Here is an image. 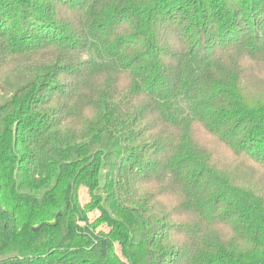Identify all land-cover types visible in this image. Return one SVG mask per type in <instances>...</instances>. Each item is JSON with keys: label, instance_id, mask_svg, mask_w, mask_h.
<instances>
[{"label": "trees", "instance_id": "trees-1", "mask_svg": "<svg viewBox=\"0 0 264 264\" xmlns=\"http://www.w3.org/2000/svg\"><path fill=\"white\" fill-rule=\"evenodd\" d=\"M0 264H264V0H0Z\"/></svg>", "mask_w": 264, "mask_h": 264}, {"label": "rangeland", "instance_id": "rangeland-1", "mask_svg": "<svg viewBox=\"0 0 264 264\" xmlns=\"http://www.w3.org/2000/svg\"><path fill=\"white\" fill-rule=\"evenodd\" d=\"M198 138L202 139V137L200 135L198 136ZM78 199H79V202L81 203V205H85V204H87L89 202V196H88L87 190L85 188H81L80 189L79 198ZM88 216H89L90 221L93 222V221L97 220L100 217V213H99V211H93ZM109 230H110V228L107 225H105V224H100L98 226V231L99 232L108 233ZM115 250H116L115 251L116 252L115 255L119 259L123 260L121 254H120L119 248L115 247Z\"/></svg>", "mask_w": 264, "mask_h": 264}]
</instances>
